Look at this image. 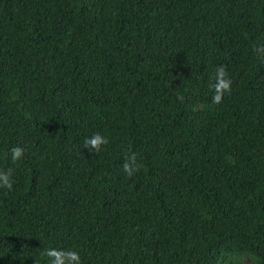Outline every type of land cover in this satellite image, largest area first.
Returning <instances> with one entry per match:
<instances>
[{"label": "trees", "instance_id": "obj_1", "mask_svg": "<svg viewBox=\"0 0 264 264\" xmlns=\"http://www.w3.org/2000/svg\"><path fill=\"white\" fill-rule=\"evenodd\" d=\"M261 45L264 0H0V264H264Z\"/></svg>", "mask_w": 264, "mask_h": 264}, {"label": "clouds", "instance_id": "obj_2", "mask_svg": "<svg viewBox=\"0 0 264 264\" xmlns=\"http://www.w3.org/2000/svg\"><path fill=\"white\" fill-rule=\"evenodd\" d=\"M257 53L264 54V45L254 47ZM215 83L212 85L214 95L212 97L213 104H220L225 93H231L232 80L229 78L227 71L223 66L218 68L215 72ZM109 143L108 139L100 133H95L91 137H86L84 140V147L90 153H99L104 145ZM11 159L13 162L19 161L24 155V149L16 146L10 150ZM141 165L138 163L135 153L125 157L122 165L123 172L127 177H132L140 170ZM12 170H0V188L9 191L13 188ZM48 259V264H81L80 254L73 250H64L57 248H50L44 253Z\"/></svg>", "mask_w": 264, "mask_h": 264}]
</instances>
